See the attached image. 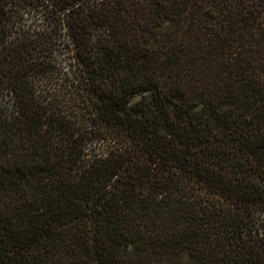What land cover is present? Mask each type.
Instances as JSON below:
<instances>
[{"label":"trees","instance_id":"trees-1","mask_svg":"<svg viewBox=\"0 0 264 264\" xmlns=\"http://www.w3.org/2000/svg\"><path fill=\"white\" fill-rule=\"evenodd\" d=\"M0 264H264V0H0Z\"/></svg>","mask_w":264,"mask_h":264}]
</instances>
